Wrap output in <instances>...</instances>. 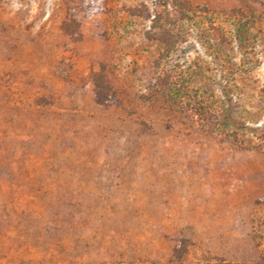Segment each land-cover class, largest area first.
I'll return each instance as SVG.
<instances>
[{"label":"rangeland","instance_id":"rangeland-1","mask_svg":"<svg viewBox=\"0 0 264 264\" xmlns=\"http://www.w3.org/2000/svg\"><path fill=\"white\" fill-rule=\"evenodd\" d=\"M218 261L264 264V0H0V264Z\"/></svg>","mask_w":264,"mask_h":264},{"label":"trees","instance_id":"trees-1","mask_svg":"<svg viewBox=\"0 0 264 264\" xmlns=\"http://www.w3.org/2000/svg\"><path fill=\"white\" fill-rule=\"evenodd\" d=\"M161 29V33L159 34V39L161 40V42L163 43L164 45V49L165 51H168L170 50L171 46L173 45V40L168 38V37H171V35L169 34L170 32L163 29V28H160ZM101 95L99 94V97ZM97 98H98V94H97ZM210 264H236V263H231V262H225V261H218V262H214V263H210Z\"/></svg>","mask_w":264,"mask_h":264}]
</instances>
